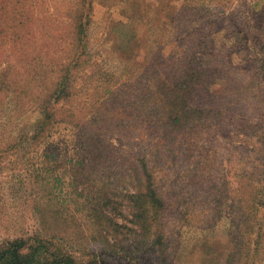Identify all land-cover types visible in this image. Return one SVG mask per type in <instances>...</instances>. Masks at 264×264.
<instances>
[{
    "label": "trees",
    "instance_id": "16d2710c",
    "mask_svg": "<svg viewBox=\"0 0 264 264\" xmlns=\"http://www.w3.org/2000/svg\"><path fill=\"white\" fill-rule=\"evenodd\" d=\"M74 2L59 21L41 19L32 0H0V113L8 97L15 101L17 116L31 106L41 113L28 135L0 133V168L7 155L23 161L24 148L48 144L59 128L69 136L62 175L55 173L53 163L59 156L42 149L41 164L32 166L29 176V200L43 228L1 242L0 264H105L110 255L129 262L136 254L140 258L149 253L153 264H169L166 222L173 214L183 217L179 208L190 200L181 192L213 181L206 144L215 130L241 112L255 114V130L264 137V32L253 35L261 44L249 59L258 84L246 94L234 85L237 76L210 68L228 65L234 74L239 68L229 61L230 54L207 51L205 61L195 67L194 56L184 50L194 43L192 33L183 36L180 30L173 37L172 54L164 57L160 50L145 67L127 72L137 76L134 81L107 73L97 85L89 76L80 89L79 74L92 62L87 33L92 3ZM229 36L246 40L248 35ZM217 80H228V88L211 92ZM259 161L264 193V150ZM242 177L246 181L238 190H247L248 207L238 211L242 220H253L264 207L256 197L261 187L248 183L254 179L251 174ZM51 216L69 224L83 219L90 225L88 242L81 246L84 261L63 243L72 238L69 226L66 233L45 226Z\"/></svg>",
    "mask_w": 264,
    "mask_h": 264
},
{
    "label": "rangeland",
    "instance_id": "374dc122",
    "mask_svg": "<svg viewBox=\"0 0 264 264\" xmlns=\"http://www.w3.org/2000/svg\"><path fill=\"white\" fill-rule=\"evenodd\" d=\"M32 2L41 19L53 18L63 21L65 11L77 0ZM86 2L92 3V9L87 13L92 62L84 75L79 74L77 87L80 89L83 80L89 81V76L92 77L90 82L97 85L103 80L101 76L107 73L120 81L127 78L130 79L125 82L134 81L137 76L128 74V71H139L160 50L164 57L176 50L173 37L178 30L183 36L192 33L194 43L187 45L184 50L194 56L195 67H200L201 62L205 61L207 51L220 49L223 53L230 54L229 61L239 69L234 74L228 65L210 66L212 70L227 77L237 76L234 85L240 87L245 94L258 84L253 75L254 68L250 65H254V62L250 63L249 59L253 56L252 53L257 54L261 49V44L253 39V35L264 32V14L261 13L264 0ZM237 33L248 36L246 40L229 36H236ZM94 65L96 71L91 75L90 71ZM243 68L244 73L241 71ZM263 84L260 85V95H263L264 100ZM228 85V80H217L209 89L216 93L225 87L228 88ZM82 88L84 90V86ZM4 102V114L0 113V119L3 121L0 120L3 123L0 133L4 130L13 138L22 134L28 135L41 120V113L34 106L23 116H17L14 112V99L8 97ZM253 116L255 114L242 116L241 112H238L236 116L226 119L224 127L215 130L212 140L205 143L213 159V181L190 186L192 188L188 191L187 188V192H181L189 198L190 203H180L182 205H179V214L183 217L173 214L166 222L169 264H264V207L257 210V218L253 220H242L238 211H244L248 207L247 190H238L239 185L246 181L242 174L252 175L255 180L252 179L248 183L253 184V187H261L256 197L264 201L259 161L264 150V137L255 130L257 120ZM68 137L66 132L59 128L54 131L48 144L39 148H24L23 161L15 162L14 157L10 155L4 158L0 168V243L17 237L31 236L43 228L44 225L29 200V176L32 166L41 164L39 156L43 152L42 149L54 151L59 156L53 159V163L55 161L57 166L55 173L62 175V165H65L63 154L67 151ZM171 188L170 181H166L165 189ZM45 226L62 233H66L69 226L73 233L72 238H68V241L64 239L63 243H66L68 251L79 260L86 259L81 253V246L88 242L91 227L85 220L79 219L69 224L51 216ZM103 261L105 264H153L154 256L149 253L139 258L136 254V257L132 256L128 262L118 255H110Z\"/></svg>",
    "mask_w": 264,
    "mask_h": 264
}]
</instances>
